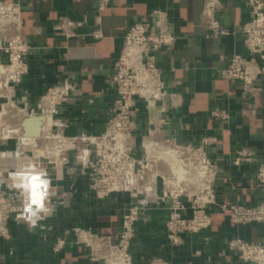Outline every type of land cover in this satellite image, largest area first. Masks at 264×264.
Listing matches in <instances>:
<instances>
[{
    "label": "built area",
    "instance_id": "1",
    "mask_svg": "<svg viewBox=\"0 0 264 264\" xmlns=\"http://www.w3.org/2000/svg\"><path fill=\"white\" fill-rule=\"evenodd\" d=\"M101 23L103 12L112 0H97ZM26 0H0V115L14 114L17 119L0 123V157L25 152L38 153L46 164L42 177L49 181L44 208L31 204V196L17 183L16 167L0 170V235L11 237L10 220L24 219L32 226L52 218L64 205L69 191L54 183L61 175H87L88 190L97 199L122 195L128 205L122 213V229L115 237L80 225L64 229L53 251L59 252L73 241L81 245L90 260L98 264H134L132 246L136 225L148 220L150 213L165 212L169 244L178 248L190 235H199L213 225V208L219 207L235 226L264 225V163L255 176L263 198L256 205L223 201L217 198L216 185L223 169L209 151L215 138L199 145L181 142L169 133L170 117L181 103V95L170 89L162 61L175 44L173 23L166 11L153 9L124 32L121 52L107 78L115 92L109 116L98 134H69V122L60 115L80 95V84L64 77L48 86L35 100L18 95L17 88L30 73L29 56L34 48L25 33ZM250 18L239 27L224 25L218 18L221 0H203V25L208 37L213 34L239 33L247 53H234L222 78L242 82L243 96L261 91L256 84L264 79V0H246ZM84 20L60 15L55 29L66 40L78 35ZM100 38V29L92 31ZM43 116L36 133L27 131L25 122ZM212 117L227 120V111L213 110ZM12 142L13 146L8 148ZM251 149L239 150L234 163L252 161ZM37 213L31 217L29 211ZM33 221L35 223L33 224ZM237 257L251 264H264V243L236 236L228 241ZM150 264H173L161 256Z\"/></svg>",
    "mask_w": 264,
    "mask_h": 264
},
{
    "label": "crops",
    "instance_id": "2",
    "mask_svg": "<svg viewBox=\"0 0 264 264\" xmlns=\"http://www.w3.org/2000/svg\"><path fill=\"white\" fill-rule=\"evenodd\" d=\"M218 18L227 26L239 27L250 18L246 0H221ZM97 0H26L25 33L34 46L30 73L17 88L18 95L32 100L59 79L70 77L80 84V95L60 115L69 122V134H98L109 116L115 92L107 78L121 52L124 32L153 9L167 12L176 36L174 47L165 54L162 66L171 90L181 95V103L170 117L169 133L181 142L209 145L211 156L223 169L216 185L219 202L232 201L256 205L262 191L255 173L264 163V79L256 84L261 91L243 96L242 82L222 78L220 70L234 53H247L239 33L213 34L203 25V0H112L97 22ZM60 15H69L85 23L78 35L66 40L55 29ZM102 36L94 38L92 31ZM227 111V120L212 117L213 110ZM12 142L8 148L12 147ZM248 148L252 161L234 163L236 153ZM27 163L18 158L16 164ZM54 183L69 191L64 205L42 226L24 219H11V237L0 235V264H98L86 250L71 241L59 252L53 251L57 238L66 228L80 225L115 237L122 229V213L128 198L115 195L97 199L88 190L87 175H61ZM132 246L134 264H150L161 256L173 264H251L240 260L229 248L236 236L264 243V225L235 226L219 208H213L212 227L199 235H190L178 248L167 239L165 212L157 210L148 220L136 225Z\"/></svg>",
    "mask_w": 264,
    "mask_h": 264
},
{
    "label": "bare ground",
    "instance_id": "3",
    "mask_svg": "<svg viewBox=\"0 0 264 264\" xmlns=\"http://www.w3.org/2000/svg\"><path fill=\"white\" fill-rule=\"evenodd\" d=\"M44 119L43 116L40 117H32L29 118L25 125L27 127V131L30 133H36L39 130L40 123ZM38 158V156L36 155ZM38 161H28L27 163H17V167L15 172L13 173L14 176L17 178V183L24 187V191L27 195L31 196V188H26L25 185L30 183V179L33 176H40L41 179H44L41 175L43 172V168L39 166ZM41 192L46 193L45 188L40 189Z\"/></svg>",
    "mask_w": 264,
    "mask_h": 264
},
{
    "label": "clouds",
    "instance_id": "4",
    "mask_svg": "<svg viewBox=\"0 0 264 264\" xmlns=\"http://www.w3.org/2000/svg\"><path fill=\"white\" fill-rule=\"evenodd\" d=\"M49 181L47 179H41L40 176H33L30 179V183L26 184V188H31V204L36 205L39 209H43V201L45 199L46 193L41 192V188H47ZM31 209V205H29V211ZM37 213L34 211H30V216L31 217L36 216ZM35 221H33V224Z\"/></svg>",
    "mask_w": 264,
    "mask_h": 264
},
{
    "label": "rangeland",
    "instance_id": "5",
    "mask_svg": "<svg viewBox=\"0 0 264 264\" xmlns=\"http://www.w3.org/2000/svg\"><path fill=\"white\" fill-rule=\"evenodd\" d=\"M1 103V102H0ZM7 119L8 121H10L11 123H15V120L17 119V117L14 116V114H7V115H0V123L3 122V120ZM32 152L31 151H28V152H25L24 155L26 156H31V157H23V156H19L18 158H23L24 162H28V161H32L34 159V161H39L41 162V164H46V161H43V159L39 158V155L38 153L36 154L38 156V158L36 157V155L32 156ZM16 167H17V164H16Z\"/></svg>",
    "mask_w": 264,
    "mask_h": 264
},
{
    "label": "water",
    "instance_id": "6",
    "mask_svg": "<svg viewBox=\"0 0 264 264\" xmlns=\"http://www.w3.org/2000/svg\"><path fill=\"white\" fill-rule=\"evenodd\" d=\"M16 167V157H0V170L3 168H14Z\"/></svg>",
    "mask_w": 264,
    "mask_h": 264
}]
</instances>
